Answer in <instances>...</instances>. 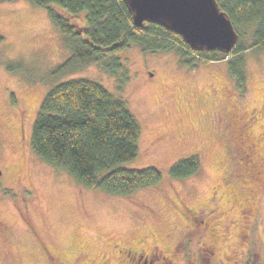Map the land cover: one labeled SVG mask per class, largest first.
<instances>
[{
    "label": "rangeland",
    "instance_id": "1",
    "mask_svg": "<svg viewBox=\"0 0 264 264\" xmlns=\"http://www.w3.org/2000/svg\"><path fill=\"white\" fill-rule=\"evenodd\" d=\"M0 32V221L7 226L0 224V264H55L52 254L74 256L71 264H123L124 254L110 242L132 245L142 236L146 248L149 236L173 244L188 231L194 232L193 255L202 241H195L198 231L212 241L214 264H241L249 238L258 246L251 251L264 257V51L245 52L243 86L229 71L230 56L181 66L174 51H143L136 44L114 53L123 64L119 75L89 62L52 77L50 70L70 51L46 8L29 0L0 1ZM10 62L19 65L11 69ZM71 77L98 81L126 100L141 132L137 154L123 165L158 167V186L112 194L82 185L33 152L31 130L43 96ZM210 90L215 106L236 112L237 128L250 137L241 142L228 119L210 117ZM192 154H198L200 170L172 178L171 165ZM182 203L206 209L207 223L199 214L185 218ZM181 252H171L173 259L186 264Z\"/></svg>",
    "mask_w": 264,
    "mask_h": 264
},
{
    "label": "trees",
    "instance_id": "2",
    "mask_svg": "<svg viewBox=\"0 0 264 264\" xmlns=\"http://www.w3.org/2000/svg\"><path fill=\"white\" fill-rule=\"evenodd\" d=\"M29 1L46 8L70 51L50 70L52 77L73 72L89 62L119 75L123 64L114 53L136 44L143 51H174L181 66L195 67L230 56L229 71L243 86L245 52L264 51V0H218L240 34L230 53L193 49L182 35L157 22L135 25L124 0ZM13 64L8 63L9 68L19 65ZM140 132L139 120L124 98L98 81L71 77L55 82L43 96L33 121L30 147L84 186L130 195L158 186L163 178L162 170L153 165H123L137 154ZM200 167L198 154H192L174 162L169 175L187 177Z\"/></svg>",
    "mask_w": 264,
    "mask_h": 264
},
{
    "label": "water",
    "instance_id": "3",
    "mask_svg": "<svg viewBox=\"0 0 264 264\" xmlns=\"http://www.w3.org/2000/svg\"><path fill=\"white\" fill-rule=\"evenodd\" d=\"M135 25L160 23L196 50L230 53L240 34L218 0H124ZM1 173V169H0Z\"/></svg>",
    "mask_w": 264,
    "mask_h": 264
},
{
    "label": "flooded vegetation",
    "instance_id": "4",
    "mask_svg": "<svg viewBox=\"0 0 264 264\" xmlns=\"http://www.w3.org/2000/svg\"><path fill=\"white\" fill-rule=\"evenodd\" d=\"M221 94H224V93H222V91H220V95ZM206 102H207V104L209 103V105L214 106V108L209 110V113L211 114L210 117L212 115L215 116V114H216L217 121L223 122V121H226V119H228L229 120L228 125L235 127L238 130V132L240 133L241 128L240 129L237 128L238 125L236 123V122L240 123L236 117L237 113L234 111H230L227 106H225V107L224 106H218V105L215 106V102L213 100L211 90H210V92L207 93V99H206L205 103ZM247 120H249V118ZM241 124H243V123H241ZM240 135H241V142H243V139L245 137H247V136L250 137L248 130H246L244 133L241 132ZM263 152H264V150H263ZM247 175L249 176V173ZM245 196H246L245 194H242V197H244V199L248 200V198H246ZM182 207H183L182 210H180V208H178V210H179V213L184 215L185 218H187V216H192V214H193L192 219H194V214L196 216H197V214H199V215H201L200 222L202 223V225H205L207 223L208 217H205V214L208 211L207 212L204 211L206 209L200 208V207H197V208L193 207V210H192V209L188 208L187 204H185V203H182ZM248 207H250V205ZM0 224H1V226L3 225L4 228H7V226L4 224V222L0 221ZM197 230H199V229L197 228ZM185 231H184V233H185ZM192 231H194V225L191 228V232ZM211 233H212V231H211ZM193 234H194V232H192V235H189V231H188L186 233L185 237H182V235L181 236L178 235L179 236V237L177 236L178 239H176V240L171 239L173 244H171L170 241L164 240L165 242H161V241H159V239L152 238L151 236H149V240L152 241V246H149L146 248L142 247V243L144 240V238L142 236L139 238L133 239L134 243H132V245L130 243L129 244L128 243L122 244L120 241H113L112 243L110 242L109 244L119 254L120 253L124 254L125 263H123V264H180L178 261H176V259H173V256H175V255L173 253H171V252L176 251V250L182 251L181 255L185 256L187 258L186 264H214V262L212 263L211 258H213V259L215 258V254H216L215 253L216 252L215 246L212 243V241H209L208 239H204L203 234H201L200 231H198V234L201 236V238H195V241H198V239H201L202 241L199 243L197 248L194 249V255H193V253L190 252L191 251V241L193 240ZM150 235H152V233H150ZM249 242H250V248H248V254L245 255V258H244L243 262H241V264H264V257H263L262 252L261 251L258 252V250H255V251L252 250L251 251V248L258 249L257 243L252 242V240L250 238H249ZM135 243H137V244L140 243V245L135 246ZM77 254L78 253L76 252L75 255H77ZM51 257L53 259L55 258V264H71L76 259L74 256H72L71 259H68L67 256H62L63 258L62 257L60 258L57 254H55V255L52 254ZM230 257L231 256L229 255L228 258H226V259L228 260V259H230ZM262 260H263V262H262ZM77 264H84V262H82V263L78 262Z\"/></svg>",
    "mask_w": 264,
    "mask_h": 264
}]
</instances>
